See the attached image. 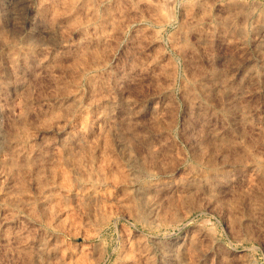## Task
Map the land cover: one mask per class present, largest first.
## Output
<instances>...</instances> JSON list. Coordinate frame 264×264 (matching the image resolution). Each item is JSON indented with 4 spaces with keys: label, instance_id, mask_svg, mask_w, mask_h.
I'll use <instances>...</instances> for the list:
<instances>
[{
    "label": "rangeland",
    "instance_id": "rangeland-1",
    "mask_svg": "<svg viewBox=\"0 0 264 264\" xmlns=\"http://www.w3.org/2000/svg\"><path fill=\"white\" fill-rule=\"evenodd\" d=\"M263 27L264 0H0V264H264Z\"/></svg>",
    "mask_w": 264,
    "mask_h": 264
},
{
    "label": "bare ground",
    "instance_id": "bare-ground-1",
    "mask_svg": "<svg viewBox=\"0 0 264 264\" xmlns=\"http://www.w3.org/2000/svg\"><path fill=\"white\" fill-rule=\"evenodd\" d=\"M23 1H24V0H23ZM17 4H19V3H17ZM21 5H22V4H21ZM163 8H164V7H163ZM163 10H164V9H163ZM192 13H193V12H192ZM196 13H197V12H196ZM160 16H161V15H160ZM162 16H163V15H162ZM194 16H195V15H194ZM163 17H164V16H163ZM252 19H253V18H252ZM254 19H255V18H254ZM255 20H256V19H255ZM258 20H259V19H258ZM258 20H257V21H258ZM252 21H254V20H252ZM257 21H256V22H257ZM258 23H260V21H258ZM205 26H206V25H205ZM219 26H220V24H219ZM257 26H258V24H257ZM210 27H211V26H210ZM225 27H226V26H225ZM256 28H258V27H256ZM258 29H261V28H258ZM263 29H264V27H263ZM214 30H215V29H214ZM222 30H223V28H222ZM224 30H225V29H224ZM227 30H228V29H227ZM230 30H231V29H230ZM216 31H217V30H216ZM261 31H262V30H261ZM228 34H229V31H228ZM257 34H258V33H257ZM254 35H255V34H254ZM254 35H253V36H254ZM258 35H260V34H258ZM261 35H262V34H261ZM256 36H257V35H256ZM256 36H255V37H256ZM262 36H263V35H262ZM87 37H88V36H87ZM100 37H101V36H100ZM103 37L105 38V35H103ZM255 37H254V38H255ZM99 39H100V38H99ZM224 39H225V38H224ZM94 40H95V39H94ZM94 40H93V41H94ZM103 40H104V39H103ZM99 41H100V40H99ZM218 41H219V40H218ZM243 42H244V41H243ZM90 43H91V42H90ZM237 43H239V42L237 41ZM240 44H241V43H240ZM260 55H261V54H260ZM155 56H157V55H155ZM128 57H129V56H128ZM128 59H129V58H128ZM154 59H155V58H154ZM106 62H107V61H106ZM94 65H95V64H94ZM103 65H104V64H103ZM22 67H23V66H22ZM104 67H105V66H104ZM104 67H103V68H104ZM235 67H236V66H235ZM235 67H234V68H235ZM105 68H106V67H105ZM259 69H260V67H259ZM106 70H107V68H106ZM237 70H238V69H237ZM241 70H242V69H241ZM22 71H23V70H22ZM123 71H124V70H123ZM127 71H129V70H127ZM229 71H230V70H229ZM234 71H235V70H234ZM250 71H251V70H249V72H250ZM25 72H26V70H25ZM236 72H237V71H236ZM23 73H24V72H23ZM231 73H232V71H231ZM233 73H234V72H233ZM233 73H232V74H233ZM252 73H253V72L251 71L249 74H252ZM259 73H260V72H259ZM262 73H263V72H262ZM228 75L230 76V74H228ZM247 75H248V74H247ZM2 76H3V75H2ZM229 76H228V77H229ZM226 77H227V76H226ZM237 77H238V76H237ZM18 78H19V77H18ZM117 78H118V77H117ZM211 78H212V77H211ZM229 78H231V77H229ZM263 78H264V77H263ZM2 79H3V77H2ZM21 79H22V78H21ZM21 79H20V82L23 81V80H21ZM209 79H210V78H209ZM231 79H232V78H231ZM18 80H19V79H18ZM128 80H129V79H128ZM1 81H5V80H1ZM115 81H116V80H115ZM203 81H204V80H203ZM219 81H220V80H219ZM223 81H224V80H223ZM232 81H233V79H232ZM232 81H227V82H232ZM17 82H18V81H17ZM17 82H16V83H17ZM123 82H125V81L123 80ZM205 82H206V81H205ZM221 82H222V81H221ZM206 83H207V82H206ZM233 83H234V81H233ZM3 84H4V83H3ZM19 84H20V83H19ZM22 84H24V81H23ZM227 84H228V83H227ZM4 85H5V84H4ZM13 85H14V84H13ZM13 85H12V86H13ZM17 85H18V84H17ZM208 85H209V84H208ZM221 85H222V84H221ZM0 86L2 87V85H0ZM202 86H203V85H202ZM217 86H218V84H217ZM14 87H15V86H14ZM117 87H118V86H117ZM206 87H207V86H206ZM221 87H222V86H221ZM12 88H13V87H12ZM202 88H203V87H202ZM214 88H215V87H214ZM214 88H213V89H214ZM0 89H1V88H0ZM208 89L211 90L210 87H209ZM122 93H123V92H122ZM72 96H73V95H72ZM122 96H124V95H122ZM124 97H125V96H124ZM74 98H75V97H74ZM111 98H112V97H111ZM122 98H123V97H122ZM122 98H121V99H122ZM194 98H195V96H194ZM195 99H196V98H195ZM102 100H103V99H102ZM115 100H116V99H115ZM122 102H123V103H122ZM122 102H121V104H125L126 101H122ZM107 103H108V102H107ZM104 104H105V103H104ZM108 104H109V103H108ZM118 104H119V103H118ZM92 105H93V104H91V106H92ZM126 105H127V104H126ZM138 105H139V104H138ZM114 106H115V105H114ZM117 106H119V105H117ZM120 106H121V105H120ZM123 106H124V105H123ZM131 106H132V105H131ZM131 106H129L128 108H130ZM198 106H199V105H198ZM104 107H105V106H104ZM104 107H103V108H104ZM106 107H107V106H106ZM115 107H116V106H115ZM113 108H114V107H113ZM116 108H118V107H116ZM124 108H126V107H124ZM124 108H123V109H124ZM118 109H119V108H118ZM126 109H127V108H126ZM133 109H134V108H133ZM130 110H131V108H130ZM104 111H105V112H104V115H103L104 117L110 116V115H109V114H110V113H109L110 110H106V109H105ZM122 111H123V110H122ZM99 112H100V111H99ZM124 112H125V111H124ZM124 112H123V113H124ZM127 112H129V111H127ZM127 112H126V113H127ZM130 112H131V111H130ZM130 112H129V113H130ZM243 112H244V113H243L244 115H246V116L248 115V113H247V109H246L245 111H243ZM249 112H250V111H249ZM119 113H120V112H119ZM127 114H128V113H127ZM127 114H126V115H127ZM137 114H138V113H137ZM241 115H242V114H241ZM248 116H250V115H248ZM100 117H101V116H100ZM111 117H112V116H111ZM135 117H137V116H135ZM247 119H248V118H247ZM213 129H214V128H213ZM62 130H63V129H62ZM63 131H64V130H63ZM208 131H209V130H208ZM212 131H214V130H212ZM212 131H211V132H212ZM214 132H215V131H214ZM57 133H58V132H57ZM69 133H70V132H68V134H69ZM221 133H222V132H221ZM68 134H67V135H68ZM70 134H71V133H70ZM219 134H220V133H218V135H219ZM59 135H60V134H59ZM72 137H74V135H73ZM14 138H15V137H14ZM61 138H62V137H61ZM68 138L70 139V136H69V135H68ZM74 138H75V137H74ZM69 139H68V140H69ZM72 139H73V138H72ZM41 141H42V139H41ZM17 142H18V141H17ZM19 142H20V140H19ZM49 142L52 143L50 140H49ZM56 142H57V141H56ZM56 142H55V143H56ZM76 142H77V140H76ZM13 143H16V142H13ZM23 143H24V142H23ZM37 143H38V142H37ZM45 143H47V142H44V144H43V142H40V143H38V144L40 145V147H39L38 145H37V147H38V148H43L44 145H46ZM50 143H48V145H49ZM65 143H66V142H65ZM73 143H74V142H73ZM18 144H19V143H18ZM21 144H22V143H21ZM9 145H10V144H9ZM14 145H15V144H14ZM15 146H16V145H15ZM18 146H19V145H18ZM21 146H22V145H21ZM19 147H20V146H19ZM19 147H18V149H19ZM23 147H24V146H23ZM23 147H22V148H23ZM20 148H21V147H20ZM22 148H21V149H22ZM45 148H46V147H45ZM48 149H49V148H48ZM15 150H16V152L18 151L16 148H15ZM35 150H36V149H35ZM39 150H40V149H39ZM25 151H26V150H25ZM21 153H22V152H21ZM23 153H24V151H23ZM36 155H37V154H36ZM1 172H2V171H1ZM3 173H4V172H3ZM1 174H2V173H1ZM4 174L6 175V173H4ZM228 174H229V173H228ZM7 175H8V174H7ZM7 177H8V176H7ZM229 177H230V176H229ZM5 179H6V178H5ZM9 180H10V179H9ZM150 181H151V180H150ZM150 183H151V182H150ZM215 183H216V182H215ZM218 183H219V182H218ZM5 184H6V183H5ZM8 184H9V183H8ZM8 184H7V185H8ZM87 184H89V183H87ZM87 184L84 185V186L86 187ZM208 184H209V183H208ZM181 185H182V184H181ZM220 185H221V184H220ZM89 186H90V185H89ZM47 187H48V186H47ZM85 187H84V188H85ZM48 188H49V187H48ZM91 188H92V186H91ZM219 188H220V187H219ZM89 189H90V188H89ZM46 190L48 191V189H46ZM49 190H50V188H49ZM141 191H142V190H141ZM83 192H86V191H83ZM88 192H89V191H88ZM86 193H87V192H86ZM82 194H83V193H82ZM87 194H88V193H87ZM39 197H40V196H39ZM43 197L45 198V196H43ZM45 199H46V198H45ZM148 206H149V205H148ZM6 220H7V218H6ZM3 221H4V220H3ZM6 223H7V222H6ZM174 250H175V249H174ZM172 254H173V253H172ZM170 255H171V253H170ZM169 258H171V257H169ZM174 260H175V259H174ZM174 260H173V261H174ZM179 262H180V261H179ZM175 264H176V263H175ZM178 264H179V263H178Z\"/></svg>",
    "mask_w": 264,
    "mask_h": 264
}]
</instances>
